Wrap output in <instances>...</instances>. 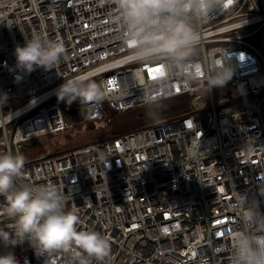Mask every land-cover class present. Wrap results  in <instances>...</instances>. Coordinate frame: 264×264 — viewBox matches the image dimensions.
I'll return each instance as SVG.
<instances>
[{
  "label": "built area",
  "instance_id": "1",
  "mask_svg": "<svg viewBox=\"0 0 264 264\" xmlns=\"http://www.w3.org/2000/svg\"><path fill=\"white\" fill-rule=\"evenodd\" d=\"M111 0H0V144H20L157 104L176 106L172 120L70 154L26 161L24 179L61 188L80 230L111 242L104 264H230L231 237L244 227L246 204L264 210V0H224L199 29L202 59L232 68V96L208 89L203 72L182 82L162 65L129 63ZM39 33L65 54L53 69L21 75L15 48ZM187 71V69H185ZM87 73L100 87L77 123L62 114L56 90ZM134 77L137 80H134ZM260 98L257 105L253 99ZM249 106L251 109L249 110ZM13 146L16 152H13ZM3 202V197H0ZM19 264H67V254L37 256L25 241Z\"/></svg>",
  "mask_w": 264,
  "mask_h": 264
},
{
  "label": "clouds",
  "instance_id": "2",
  "mask_svg": "<svg viewBox=\"0 0 264 264\" xmlns=\"http://www.w3.org/2000/svg\"><path fill=\"white\" fill-rule=\"evenodd\" d=\"M115 22L120 29L126 59L140 67L162 65L165 78L156 87L167 86L180 74L182 82L198 78L203 72L208 89L224 86L232 77V68L217 58L204 60L199 48L202 25L223 10L224 0H111ZM15 69L21 75L37 68L53 69L65 54L58 40L39 33L15 48ZM187 69V71H185ZM134 80L137 78L134 77ZM101 89L87 74L78 75L56 90L67 104L79 100L103 99ZM7 93L0 94V113ZM26 158L0 152V245L14 247L27 241L37 256L67 254V264H104L111 253V242L100 232L80 230L75 208L68 206L65 192L55 184H33L24 179ZM245 208L240 227L231 237L230 264H264V210L259 201ZM0 264H19L15 254H0Z\"/></svg>",
  "mask_w": 264,
  "mask_h": 264
},
{
  "label": "rangeland",
  "instance_id": "3",
  "mask_svg": "<svg viewBox=\"0 0 264 264\" xmlns=\"http://www.w3.org/2000/svg\"><path fill=\"white\" fill-rule=\"evenodd\" d=\"M225 91L226 87H221L217 90L218 97L223 96ZM226 94L229 95V97L232 96L229 91H226ZM57 100L60 102L63 117L67 121L77 123L82 118V112L78 115H72L68 110L67 103L58 98ZM253 100L258 105L260 98ZM87 101L88 100L82 101L81 109ZM175 107L176 106L167 103L165 105L157 104L139 111L131 110L123 113L116 112L111 114L113 111L110 110V116L106 120H98L86 125H81L76 129L41 136L34 141L20 144L19 148L26 158V161H31L43 156L51 158L70 154L122 134L142 130L158 122L172 120V118L177 116L178 112H180L179 110H175ZM6 149L7 147L4 144H0V152H6ZM13 152H16L15 146H13ZM14 249L17 250V246H14Z\"/></svg>",
  "mask_w": 264,
  "mask_h": 264
},
{
  "label": "water",
  "instance_id": "4",
  "mask_svg": "<svg viewBox=\"0 0 264 264\" xmlns=\"http://www.w3.org/2000/svg\"><path fill=\"white\" fill-rule=\"evenodd\" d=\"M79 104H80L79 100H76V101L72 102L71 104H67L70 114L76 115L78 113Z\"/></svg>",
  "mask_w": 264,
  "mask_h": 264
},
{
  "label": "bare ground",
  "instance_id": "5",
  "mask_svg": "<svg viewBox=\"0 0 264 264\" xmlns=\"http://www.w3.org/2000/svg\"><path fill=\"white\" fill-rule=\"evenodd\" d=\"M251 109V106H249V110Z\"/></svg>",
  "mask_w": 264,
  "mask_h": 264
},
{
  "label": "trees",
  "instance_id": "6",
  "mask_svg": "<svg viewBox=\"0 0 264 264\" xmlns=\"http://www.w3.org/2000/svg\"><path fill=\"white\" fill-rule=\"evenodd\" d=\"M114 113H116V112H113V113H111V114H114Z\"/></svg>",
  "mask_w": 264,
  "mask_h": 264
}]
</instances>
